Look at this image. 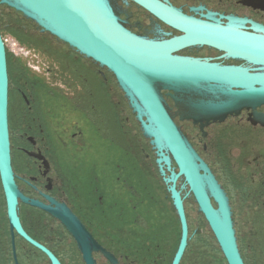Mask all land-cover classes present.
I'll return each mask as SVG.
<instances>
[{
    "label": "flooded vegetation",
    "instance_id": "1",
    "mask_svg": "<svg viewBox=\"0 0 264 264\" xmlns=\"http://www.w3.org/2000/svg\"><path fill=\"white\" fill-rule=\"evenodd\" d=\"M152 1L176 10L196 30L216 33L219 26L264 38V0ZM110 2L137 36L166 41L187 35L133 0ZM35 28L24 30L27 47L7 53L11 167L20 196L13 225L0 174V264H173L182 225L174 183L166 179L179 174L178 163L170 151L163 153L170 166L158 163V150L107 67ZM232 49L196 42L175 54L264 74V63ZM161 93L230 200L244 264H264V104L196 121L189 102L211 97ZM175 186L192 236L180 264H228L222 253L189 254L200 221L210 230L185 178ZM237 212L248 216L242 231Z\"/></svg>",
    "mask_w": 264,
    "mask_h": 264
},
{
    "label": "water",
    "instance_id": "2",
    "mask_svg": "<svg viewBox=\"0 0 264 264\" xmlns=\"http://www.w3.org/2000/svg\"><path fill=\"white\" fill-rule=\"evenodd\" d=\"M133 1L187 35L166 41L137 36L124 27L110 0H0V6L14 10L43 33L51 34L83 56L107 67L137 114L144 136L152 139L158 150V163L170 166V159L163 153H172L180 171L179 174L172 172L166 181L174 183L170 190L182 225L173 264H180L192 239L183 200L175 186L181 176L227 263L244 264L230 200L172 120L161 89L211 97L206 101L189 102L197 114L196 121L223 119L245 108L255 109L264 104V74H251L240 67H223L175 53L186 45L199 42L230 50L240 48L244 57L264 63V38L219 26H216V33L203 32L193 29V23L176 10L152 0ZM8 96L7 51L0 32V174L11 221L16 225L15 208L20 194L11 167ZM161 173L165 174L162 167Z\"/></svg>",
    "mask_w": 264,
    "mask_h": 264
},
{
    "label": "rangeland",
    "instance_id": "3",
    "mask_svg": "<svg viewBox=\"0 0 264 264\" xmlns=\"http://www.w3.org/2000/svg\"><path fill=\"white\" fill-rule=\"evenodd\" d=\"M34 31L35 25L25 20L21 14L16 13L14 10L5 6H0V29L2 31V37L5 42L6 51L9 55H13L16 52L17 47H27V39L25 37L24 30ZM189 214L191 217V223L193 225L198 223L197 213L193 206H189ZM235 220L237 221V228L242 231L245 224L248 226V216L241 213H236ZM200 231L196 235L195 240L192 242L189 254L200 255H216L223 257L213 234L208 231L204 221H200ZM239 231V232H240Z\"/></svg>",
    "mask_w": 264,
    "mask_h": 264
},
{
    "label": "trees",
    "instance_id": "4",
    "mask_svg": "<svg viewBox=\"0 0 264 264\" xmlns=\"http://www.w3.org/2000/svg\"><path fill=\"white\" fill-rule=\"evenodd\" d=\"M23 30H25V28H23ZM0 32H1V34H2V31H1V29H0Z\"/></svg>",
    "mask_w": 264,
    "mask_h": 264
}]
</instances>
